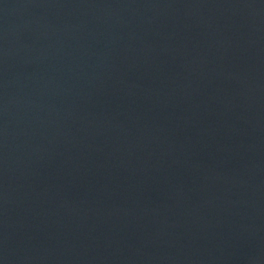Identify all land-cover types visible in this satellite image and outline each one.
Segmentation results:
<instances>
[{"label": "water", "instance_id": "obj_1", "mask_svg": "<svg viewBox=\"0 0 264 264\" xmlns=\"http://www.w3.org/2000/svg\"><path fill=\"white\" fill-rule=\"evenodd\" d=\"M0 264H264V0H0Z\"/></svg>", "mask_w": 264, "mask_h": 264}]
</instances>
